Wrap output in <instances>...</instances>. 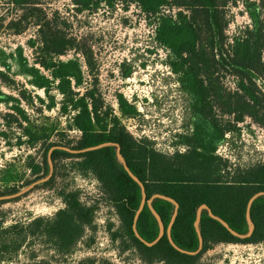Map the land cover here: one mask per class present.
<instances>
[{"label": "trees", "instance_id": "obj_1", "mask_svg": "<svg viewBox=\"0 0 264 264\" xmlns=\"http://www.w3.org/2000/svg\"><path fill=\"white\" fill-rule=\"evenodd\" d=\"M71 1L78 13L102 7L114 9L119 2L125 1L135 4L146 17H153V39L168 52L172 72L177 74L181 88L194 99L204 123L182 137L186 146L183 153L176 151L167 155L156 150L148 138H134L113 114V109L104 105L96 80L88 88L84 87L83 65L92 74L95 68L93 50L86 39L72 36L68 32V20L57 11L47 13L39 0H10L21 14L8 23V28L21 34L29 25L36 27V38L26 42L33 51L31 62L23 55L21 47L13 54L14 61L19 72L29 78L28 83L42 90L45 97H33L25 88L17 91V97L0 90V104L10 110L3 116L0 114V127L10 130L15 124L20 135L14 145L29 149L39 146L42 151L39 162L30 155L26 157L25 167L31 179L25 181V185L45 179L42 187L50 188L58 177L59 163L66 160L72 171L93 176L119 223L113 231L114 224L108 223L111 240L118 242L120 252L134 251L142 264H199L204 253L215 245L264 242V195L255 198L248 208L256 194L264 193V161L229 172V163L215 156L214 151L224 131H229L233 125L228 123L229 127H220L211 112L216 103L220 113L232 117L234 123L250 117L264 126V106L251 80L252 76L264 75L263 22L253 18L250 28L229 40L225 35L226 13L233 0ZM70 53L71 58L62 59ZM0 65L5 71L9 70L5 61ZM221 70L236 79V91L231 95L220 94L218 75ZM129 76V70L122 73L123 78ZM0 83L14 89L15 81L2 70ZM117 98L124 118L138 115L136 108L121 95ZM34 99L46 110L57 107L59 114L65 117L66 127L56 133L57 137H64L65 131L77 132L78 137L49 142L59 125L49 129L32 120L21 102L36 110ZM7 136L0 129V137ZM109 143L115 146L95 148ZM117 146L128 170L142 184L145 201L159 195L178 205L171 223L173 203L162 198L152 200L151 207L163 226L160 237L158 222L146 204L137 214L142 191L119 162ZM9 175V181L13 182L16 177ZM16 192V187H8L0 196ZM59 196L63 207L51 217H33L28 222L8 226L0 223V262H13L19 254L28 251L27 260L36 264V252L32 248L36 239L48 249L47 257L39 263L51 264L50 260L55 257L66 259L74 253L87 231L95 230L97 207L94 203L82 202L77 190L63 189ZM203 205L228 228L211 217L207 210H200L198 229L202 243L199 248L194 224ZM247 212L252 232L244 238L233 235L231 231L240 236L248 233ZM168 228L176 248L168 239ZM88 239L91 243L92 238ZM97 262L111 264L93 258L77 264Z\"/></svg>", "mask_w": 264, "mask_h": 264}, {"label": "rangeland", "instance_id": "obj_2", "mask_svg": "<svg viewBox=\"0 0 264 264\" xmlns=\"http://www.w3.org/2000/svg\"><path fill=\"white\" fill-rule=\"evenodd\" d=\"M39 3L47 13L57 11L67 19L68 32L75 37H84L92 47L96 69L94 68L92 74L83 65L84 87L88 88L96 80V88L104 105L113 109V114L134 138H148L154 143L156 150L167 155L176 151L183 153L186 146L183 143L185 138L182 137L191 134L196 125L204 122L199 118L194 99L181 88L177 74L172 72L169 65L172 59L168 52L157 46L153 39L154 18L146 17L135 4L125 1L119 2L114 9L102 7L82 13L76 11L71 0H39ZM263 4L264 0L230 2L226 13L228 26L225 30L229 40L240 36L245 28H250L253 18H257L264 25ZM174 12L175 10L171 13ZM20 14L10 0H0V63L5 61L9 65V70L5 71L1 65L0 70L15 81L14 89H8L0 83V90L17 97V91L25 88L33 97L37 95L45 98L42 90L28 83L29 78L19 72L14 61L13 54L21 47L23 55L31 62L33 51L26 42L30 38H36V27L33 25H29L21 34H15L8 28V23ZM71 57L72 53L62 59ZM77 57L81 59L79 55ZM128 70L130 76L123 78L122 73ZM218 76L220 94H233L236 91V79L223 70ZM251 80L255 83L264 106V75L252 76ZM54 94L60 98L56 92ZM117 95H121L128 104L136 108L138 115L135 118L127 119L121 115ZM34 103L36 110H31L24 102H21V106L28 111L36 124L45 125L49 129L59 125L49 142H64L78 137L79 134L73 131H65L64 137H57L56 133L66 127L65 117L59 114L57 107L49 111L36 99ZM8 112L9 107L0 104L1 116ZM211 112L220 127H229L228 123L233 125L229 131H224L214 151L215 156L229 163V172L264 161V126L250 117L234 123L232 117L220 113L216 103L213 104ZM0 129L8 134L7 138L0 137V192H5L8 187L17 188L14 194L0 196V223L3 226L28 222L33 217H51L63 207L59 196L61 190H77L82 202L87 205L94 203L97 207L95 230L87 231L70 257H55L50 263L77 264L93 258L106 260L111 264H142L134 251L120 252L118 242L111 240L108 223L114 224L112 231L119 223L114 209L103 198L99 184L93 176L72 171L69 161L66 160L59 163L58 177L50 188L42 187L45 179L25 185V181L31 179L25 167L26 157L30 155L35 162H39L42 151L39 146L35 149L15 146L16 138L20 135V129L15 124L10 130L3 126ZM9 174L16 177L13 182L9 181ZM89 237L92 238L91 243ZM32 248L36 252V264H41L39 262L47 257V246L36 239ZM28 254V251L21 253L13 262L0 264H31L27 260ZM199 264H264V242L215 245L204 253Z\"/></svg>", "mask_w": 264, "mask_h": 264}, {"label": "water", "instance_id": "obj_3", "mask_svg": "<svg viewBox=\"0 0 264 264\" xmlns=\"http://www.w3.org/2000/svg\"><path fill=\"white\" fill-rule=\"evenodd\" d=\"M107 145H114V146H115V144L109 143V144L100 145V146L95 147V148H99V147H103V146H107ZM92 149H94V148H92ZM117 158H118L119 162L122 164V166H123V168L125 169V171L128 173V175H129V176H130L135 182H137V183L139 184L140 188H141V191H142V202H141V204H140V208H139L137 214H138L139 211L142 209L143 205L146 204V205L148 206V208L150 209V211L152 212V214L154 215V217L156 218L157 222H158V225H159V237H160V236L163 234V226H162V223H161V221H160L158 215H157V214L154 212V210L152 209V207H151V202H152V200H153L154 198H162V199H166V200H168V201H170V202L173 203V205H174V214H173V216H172L171 223H172V221H173V219H174V217H175L176 210H177V208H178L177 203H175L174 201H172V200L169 199V198H166V197H163V196H159V195H156V196H154L152 199L145 201V199H144V198H145V195H144V189H143V186H142V184H141V183H140V182H139V181H138V180H137V179L131 174V172L128 170V168H127V166H126V164H125L123 158H122L121 155L119 154V148H118V146H117ZM49 164H50V168H52L51 162H49ZM260 195H264V193H258V194H256V195H255V196L249 201L248 208H249L251 202H252L255 198H257L258 196H260ZM202 209L207 210L208 213H209V215H210L211 217L217 219L216 217H214V216L210 213V211L208 210V208H207L206 206H204V205L201 206L200 209L198 210V213H197V216H196V220H195V224H194V225H195V229H196V232H197V235H198V239H199V243H200L199 248L201 247L202 240H201V237H200V234H199L198 221H199V212H200V210H202ZM246 219H247V223H248V225H249L248 233H247L246 235H244V236H240V235H237L236 233H234V232L231 231V233H232L233 235L238 236V237H242V238H244V237H248V236L250 235V233L252 232V229H253V225H252L251 220H250V218H249V214H248V212L246 213ZM217 220H218V221H219L224 227L228 228L227 225H226L223 221H221V220H219V219H217ZM169 228H170V227H169ZM169 228H168V230H167V236H168V239H169L170 243L173 245V243L171 242V239H170V229H169ZM135 236H136L137 238H139V236H138V234L136 233V231H135ZM139 239H140V238H139ZM145 244H147V245H151V244H148V243H145ZM173 246L175 247V245H173ZM175 248H176V247H175Z\"/></svg>", "mask_w": 264, "mask_h": 264}]
</instances>
